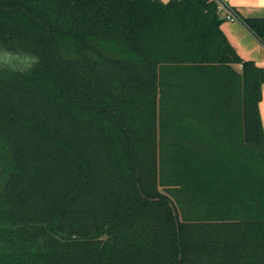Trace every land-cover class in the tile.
Instances as JSON below:
<instances>
[{"label":"trees","instance_id":"1","mask_svg":"<svg viewBox=\"0 0 264 264\" xmlns=\"http://www.w3.org/2000/svg\"><path fill=\"white\" fill-rule=\"evenodd\" d=\"M223 18L0 0V264H264V68Z\"/></svg>","mask_w":264,"mask_h":264},{"label":"crops","instance_id":"2","mask_svg":"<svg viewBox=\"0 0 264 264\" xmlns=\"http://www.w3.org/2000/svg\"><path fill=\"white\" fill-rule=\"evenodd\" d=\"M167 2L168 0H161ZM237 14V19L223 18L220 28L243 59L252 60L257 66L264 68V38L260 40L240 20L249 17H264V0H223ZM240 67L237 66V69ZM261 123L264 128V83L261 85V99L258 103Z\"/></svg>","mask_w":264,"mask_h":264},{"label":"built area","instance_id":"3","mask_svg":"<svg viewBox=\"0 0 264 264\" xmlns=\"http://www.w3.org/2000/svg\"><path fill=\"white\" fill-rule=\"evenodd\" d=\"M217 4L218 10L222 13L223 17L228 20H235L237 19V14L234 9L229 6L223 0H214Z\"/></svg>","mask_w":264,"mask_h":264},{"label":"rangeland","instance_id":"4","mask_svg":"<svg viewBox=\"0 0 264 264\" xmlns=\"http://www.w3.org/2000/svg\"><path fill=\"white\" fill-rule=\"evenodd\" d=\"M5 53H8V52H5ZM3 57H4V59L11 61L10 63H15L18 65H25L26 63H28V61L30 59V58L21 57V56H19V54H14L13 56H10L8 54V55H4Z\"/></svg>","mask_w":264,"mask_h":264}]
</instances>
